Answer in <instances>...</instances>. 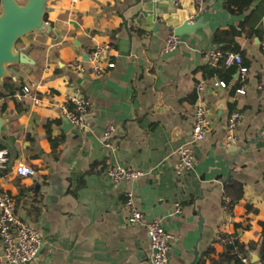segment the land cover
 Listing matches in <instances>:
<instances>
[{
  "label": "crops",
  "instance_id": "0c3cea01",
  "mask_svg": "<svg viewBox=\"0 0 264 264\" xmlns=\"http://www.w3.org/2000/svg\"><path fill=\"white\" fill-rule=\"evenodd\" d=\"M224 1L202 2L197 17H203V26L181 36L172 52H164L174 33L171 26L129 20L138 0L48 1L50 30L31 33L17 45L33 62L13 66L15 81L32 86L41 102L0 99V118L5 119L0 144L12 168L0 177V191L14 198L17 214L41 234V251L31 264H149L146 230L127 221V190L135 192L148 220L160 219L174 235L168 264L203 259L211 264L224 250L217 241L220 234L238 232L245 244L259 241L264 223V0H255L242 14H231ZM245 18L262 34L249 37L245 31L238 38L251 60L246 91L239 93L238 71L227 77L226 87L217 86L221 79L207 72L213 66L205 54L218 49L213 43L217 29ZM99 43L112 46L116 66L95 75L80 48L90 53ZM78 58L86 63L84 71L70 67ZM200 83L210 125L206 139L193 142ZM77 88L90 101L86 127L66 130L61 106ZM222 102L225 108L219 109ZM231 104L243 115L233 145L246 148L234 162L225 142ZM110 126L115 129L107 147L103 134ZM181 145L191 146L196 160L189 173L178 177L175 150ZM20 163L35 168L36 175L17 174ZM115 165L148 174L116 182L105 173ZM230 180L243 186L231 217L225 212ZM249 256L253 264H264L258 251Z\"/></svg>",
  "mask_w": 264,
  "mask_h": 264
},
{
  "label": "built area",
  "instance_id": "2783aa9c",
  "mask_svg": "<svg viewBox=\"0 0 264 264\" xmlns=\"http://www.w3.org/2000/svg\"><path fill=\"white\" fill-rule=\"evenodd\" d=\"M201 3V0H197ZM1 2V0H0ZM181 44V39L175 33H171L164 46V52L175 51ZM264 46V35H263ZM113 48L110 44H97L89 53L90 69L95 75L101 74L107 70L113 69L116 62L113 60ZM208 62L216 67L222 57L218 49H210L206 52ZM228 63H237L240 65L238 74L243 82L238 89L239 93H245L247 86L248 68L242 66V57L239 53H230L227 58ZM85 61L78 58L70 63V67L78 71L85 70ZM264 84V76L261 79V86ZM217 86L226 87L224 81H217ZM205 85L200 83L197 86L198 100L194 108L192 139L193 142H202L206 139L210 125L209 108L202 101ZM18 100H32L35 105L41 102L32 86L26 85L22 92L15 96ZM90 107V101L81 89H75L74 93L67 97L64 105L61 106L64 116L77 127H86V115ZM242 113L233 111L228 119L227 136L225 142L228 146L236 144L238 141L237 130L241 123ZM114 126H110L103 134V142L109 147V141L114 133ZM178 158L175 168L178 177L189 173L195 164V152L189 145H181L175 150ZM10 162L7 150H0V169L5 168ZM16 172L20 176H35L36 170L32 166L24 163L18 164ZM106 175L114 181H135L148 174L142 169H133L130 167L115 165L110 166L105 171ZM125 206L128 210L127 221L132 225H140L146 230L150 239L152 249L149 264H168L169 251L174 240V235L167 230L160 219L148 220L144 212L137 204V196L133 190H127L125 193ZM176 212L181 214L182 205L176 204ZM225 212L229 217L232 216L233 208L230 201L225 202ZM42 237L40 232L16 212V202L12 196L6 192L0 191V263L6 264H31L34 263L41 251ZM241 264H253L249 255L242 257Z\"/></svg>",
  "mask_w": 264,
  "mask_h": 264
},
{
  "label": "water",
  "instance_id": "95a60500",
  "mask_svg": "<svg viewBox=\"0 0 264 264\" xmlns=\"http://www.w3.org/2000/svg\"><path fill=\"white\" fill-rule=\"evenodd\" d=\"M49 0H1L0 2V86L7 77L17 80L18 73L13 68L16 64H30L31 57L17 49V42L23 37L34 32H48L50 30L45 18L49 10L47 4ZM205 0H201V3ZM197 0H147L133 6V14L129 20H133L139 25H144L147 20H160V25L171 26L174 33L181 37L185 34L194 33L203 26V17H197L200 5ZM129 22L125 21L126 29L129 30ZM129 35H131L129 33ZM84 59L89 60V53L83 51ZM225 108L224 102L219 105V109ZM66 118V117H65ZM5 123L4 118H0V133ZM64 127L70 130L73 124L68 119H63ZM246 148L238 149L237 145L228 146L236 161ZM231 171L228 172V176Z\"/></svg>",
  "mask_w": 264,
  "mask_h": 264
},
{
  "label": "trees",
  "instance_id": "16d2710c",
  "mask_svg": "<svg viewBox=\"0 0 264 264\" xmlns=\"http://www.w3.org/2000/svg\"><path fill=\"white\" fill-rule=\"evenodd\" d=\"M234 0H225L224 5L231 14H242L252 7L255 0H240L239 6L234 8L232 6ZM252 14V13H251ZM249 17V16H248ZM247 33L249 37L261 36L262 32L259 29L250 27L248 19L245 18L237 24H231L226 28H219L213 36V43L218 45V50L221 51L222 57L216 67L208 68L207 72L213 77H217L224 81L226 84L228 82V76L230 77L233 73L239 70L240 65L233 62L228 63L227 58L230 53H239L242 57V66L249 69L250 59L246 55V51L241 47L238 42V38L244 33ZM21 39L17 42L19 45ZM31 46H36L32 43ZM31 53V52H30ZM243 84L241 80L235 86V89ZM25 85L21 81H15L12 77H7L4 79L3 84L0 86V99L7 100L9 98H15L16 94L23 91ZM195 103L197 102V93H195ZM4 108V106H3ZM231 110H235V104H231ZM53 145L56 146L57 141H52ZM4 149V146L0 144V150ZM10 162L5 168L0 169V177L7 175L11 171ZM225 195L230 199L231 207L243 196V186L241 183L230 180L225 184ZM34 212L39 214L40 209L38 206H33ZM17 212V210H16ZM235 227H240V224H235ZM217 241L223 243L224 250L220 254L218 259H212L211 264H241V259L244 256L250 255L251 251H258L260 255V261L264 263V223L262 224V233L258 242H251L245 244L241 242L238 238V232L235 234H220ZM214 248H210L207 252L209 255ZM200 264H205V259L201 261Z\"/></svg>",
  "mask_w": 264,
  "mask_h": 264
}]
</instances>
